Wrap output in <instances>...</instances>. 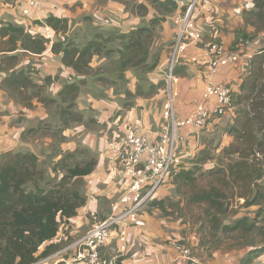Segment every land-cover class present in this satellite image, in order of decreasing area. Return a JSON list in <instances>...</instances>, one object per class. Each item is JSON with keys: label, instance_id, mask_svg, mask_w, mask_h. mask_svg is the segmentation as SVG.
Masks as SVG:
<instances>
[{"label": "crops", "instance_id": "0c3cea01", "mask_svg": "<svg viewBox=\"0 0 264 264\" xmlns=\"http://www.w3.org/2000/svg\"><path fill=\"white\" fill-rule=\"evenodd\" d=\"M152 1L162 2L40 0L26 17L25 0H0V156H42L55 146L76 156L80 148L95 162L82 177L84 205L60 223L56 236L39 249L38 254L47 255L34 264H86L76 259L78 242L109 218L111 204L122 192L117 150L126 127L150 139L161 133L163 71L175 38L174 9L165 4L163 11ZM263 5L264 0H208L195 11L202 39L188 47L189 61L175 70L176 117H189L198 104L213 110L215 99L205 94L209 80L232 88L234 107L225 117H211L201 130H178L180 165L127 227V251L119 252L115 227L99 250L103 257H115L119 264H264V241H254L264 234ZM49 17L66 21V31L53 32L43 52L28 49L26 36L44 39ZM95 39H102V47L87 73H76L62 62L61 52H52L54 44L80 49ZM211 44L237 52L238 61L211 73L206 56ZM66 86L76 88L75 98L59 95ZM53 134L62 141L56 143ZM212 137L217 141L210 149ZM251 149L254 156H249ZM208 150L212 158L205 160ZM223 150L232 155L219 158ZM205 174L211 187L198 189L189 199L191 191L183 188L192 180L200 188ZM221 180L226 188L218 185ZM214 188L224 193L222 206L202 200L207 194L214 197ZM174 204L178 210L171 209ZM191 208L198 213L193 221L186 215ZM238 222L243 226L236 229ZM176 245L189 250V259Z\"/></svg>", "mask_w": 264, "mask_h": 264}, {"label": "built area", "instance_id": "2783aa9c", "mask_svg": "<svg viewBox=\"0 0 264 264\" xmlns=\"http://www.w3.org/2000/svg\"><path fill=\"white\" fill-rule=\"evenodd\" d=\"M176 12L173 16L175 38L170 50L167 65L163 71L165 100L162 105L163 127L155 139L138 134L133 126H127L122 137L117 158L122 170L121 195L117 203L111 207V215L105 221L94 225L78 242L80 251L76 259L86 264H119L115 257L107 258L100 254V248L112 237L115 227L118 228V250L125 252L128 248L126 229L137 221L138 212L164 184L170 174L180 165L177 156L178 143L181 141L177 132L182 127H191L198 131L204 128L211 117L222 118L230 113L234 105V92L229 85H216L211 80L206 83L205 94L215 99L212 111L198 104L189 117L179 120L176 117L175 103L177 99L176 85L178 77L175 65L188 62L187 49L202 39L196 25L195 11L208 0H170ZM40 4V0H25L23 16H30ZM45 38H52L49 27L45 26ZM248 44L245 42L244 45ZM206 56L210 57L211 73L217 71L219 65L236 63L237 52H231L220 44H211ZM196 59L192 58L191 62ZM124 182H127L125 185ZM182 256L189 259V250L176 245Z\"/></svg>", "mask_w": 264, "mask_h": 264}, {"label": "trees", "instance_id": "16d2710c", "mask_svg": "<svg viewBox=\"0 0 264 264\" xmlns=\"http://www.w3.org/2000/svg\"><path fill=\"white\" fill-rule=\"evenodd\" d=\"M152 3L163 11L167 10L165 4L173 8L174 13L177 9L170 0ZM44 24L49 27L52 36L53 32L57 34L67 28L66 21L53 17L47 18ZM25 39L26 47L38 52L45 51V43L49 41L45 35L44 39L29 36ZM101 41L95 39L80 49L68 43L63 49L60 44H54L52 52H61L62 62L76 73H87L90 60L102 47ZM66 93L75 98L76 88L66 86L59 95ZM255 152L263 150L256 148ZM249 154L254 156L252 149ZM75 157L63 153L60 161L55 164L51 162L49 166L50 157L47 154L38 156L33 153L9 152L0 156V264H34L46 256L48 251L38 254L40 247L56 236L63 220L74 217L78 208L84 205L82 177L92 172L95 162L92 158L81 162ZM68 159L72 165L64 163ZM60 170L63 174L57 177L55 174ZM189 182L188 187H194L195 182ZM217 182L221 188L228 186L224 180ZM250 183L244 182L245 185ZM202 200L222 206L225 198L223 192L214 188V197L207 194ZM242 226V222L236 223V229Z\"/></svg>", "mask_w": 264, "mask_h": 264}, {"label": "rangeland", "instance_id": "374dc122", "mask_svg": "<svg viewBox=\"0 0 264 264\" xmlns=\"http://www.w3.org/2000/svg\"><path fill=\"white\" fill-rule=\"evenodd\" d=\"M103 1H105V0H102V2ZM76 4H77V6L76 7H74V9L76 10V8L77 7H79V4H80V2H76ZM45 23V22H44ZM182 64H185V62H180L179 64H176L175 65V68H177V67H179L180 65H182ZM177 75V74H176ZM44 134H46V133H44ZM138 134H140V133H138ZM53 136V138H55V141H56V143H59V142H61L62 140L59 138V136L58 135H52ZM211 137V136H210ZM216 141H217V139L216 138H214V137H212V138H209V140L207 141V144H210V149H213V147L215 146V143H216ZM57 146V145H56ZM79 150H78V156L80 155V156H82L81 154H85V151H83L82 149H80V148H78ZM59 152V150H58V148H56L55 146H54V148L51 150V151H49V152H47V155L50 157V160H48V165L50 166V163L52 162V163H56V162H58V161H60V159L62 158V154L63 153H67V154H70V153H68V152H60L61 154H59L58 153ZM231 150H223V151H220V153L219 154H217V156L220 158V157H224V158H227V157H229V156H231L232 154H231ZM230 154V155H229ZM72 155H74V154H72ZM89 155V154H88ZM88 155H84V156H82V157H80L79 156V158H78V156L77 157H75V158H78L79 159V161H83V162H86V161H88L90 158L89 157H91L90 155L88 156ZM213 155L214 156H216V154H214L213 153ZM74 156H76V155H74ZM201 156H199V155H197V160L200 158ZM204 158H205V160H208V159H210V158H212V152L210 151V150H208L206 153H205V156H204ZM65 164H67V165H72V161H70V159H68V160H65V162H64ZM119 167H120V171H119V174H120V182L123 180V178H122V170H121V166H120V164H119ZM212 171V170H211ZM211 171L209 170L207 173L210 175L211 174ZM174 172V171H173ZM171 173L170 174V176L171 175H173L174 173ZM63 173L61 172V170L60 171H58L55 175L57 176V177H60L61 175H62ZM198 175H202V173H198ZM169 176V177H170ZM168 177V178H169ZM212 182V180H211V177H209L208 175H206L205 174V176L203 177V179H202V181L200 182V188H198V186H197V184L195 183L194 184V187H184L183 188V190L184 189H186V190H188V191H191L190 192V197H189V199L191 198V195H192V193L194 192V193H196L197 191H198V189H200L201 190V188H206V189H208L209 187H211V183ZM124 184L126 185L127 184V182H124ZM194 195V194H193ZM119 198V197H118ZM118 200V199H117ZM117 200L115 201V202H113L112 204H111V207L113 206V204H115V203H117ZM191 200H193L194 201V198L193 199H191ZM171 209L172 210H176L177 209V207H176V205L174 204V206L173 207H171ZM178 210V209H177ZM183 212V211H182ZM198 215V213H194V210H193V208H191V209H189L188 211H186V215L190 218V216H191V220L193 221L194 220V218L196 217V215ZM199 214H201V212L199 213ZM261 225V224H260ZM259 225V226H260ZM261 227V226H260ZM262 230H264V226H262V228H261ZM256 232H257V230H256ZM261 234H263L262 232H261ZM209 237H210V235H208ZM264 239V234L261 236V237H258V236H256L255 238H254V241H264L263 240Z\"/></svg>", "mask_w": 264, "mask_h": 264}]
</instances>
